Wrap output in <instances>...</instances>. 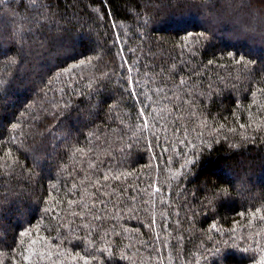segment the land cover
Masks as SVG:
<instances>
[{
	"label": "trees",
	"instance_id": "trees-1",
	"mask_svg": "<svg viewBox=\"0 0 264 264\" xmlns=\"http://www.w3.org/2000/svg\"><path fill=\"white\" fill-rule=\"evenodd\" d=\"M0 264H264V0H0Z\"/></svg>",
	"mask_w": 264,
	"mask_h": 264
},
{
	"label": "rangeland",
	"instance_id": "rangeland-1",
	"mask_svg": "<svg viewBox=\"0 0 264 264\" xmlns=\"http://www.w3.org/2000/svg\"><path fill=\"white\" fill-rule=\"evenodd\" d=\"M83 120H85V119H83ZM60 127V123H56L55 124V126H54V128L56 129V128H59ZM241 188H244V187H246L245 189H248L250 186L249 185H246V184H244L243 182H241V181H238V183H237Z\"/></svg>",
	"mask_w": 264,
	"mask_h": 264
}]
</instances>
